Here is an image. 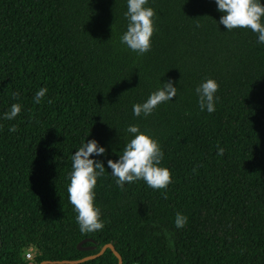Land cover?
Listing matches in <instances>:
<instances>
[{
    "label": "trees",
    "instance_id": "16d2710c",
    "mask_svg": "<svg viewBox=\"0 0 264 264\" xmlns=\"http://www.w3.org/2000/svg\"><path fill=\"white\" fill-rule=\"evenodd\" d=\"M148 6L151 48L137 55L120 43L126 0H0V114L22 104L0 120V264L76 260L109 243L122 264H264V44L217 24L214 0ZM159 78L175 82L176 97L133 116ZM208 78L219 85L212 113L195 92ZM40 87L48 91L37 104ZM131 124L157 139L171 182L121 189L97 157L104 227L81 233L67 193L72 152L95 138L116 160ZM85 238L91 248L78 249ZM117 263L107 248L76 264Z\"/></svg>",
    "mask_w": 264,
    "mask_h": 264
},
{
    "label": "clouds",
    "instance_id": "9594fccd",
    "mask_svg": "<svg viewBox=\"0 0 264 264\" xmlns=\"http://www.w3.org/2000/svg\"><path fill=\"white\" fill-rule=\"evenodd\" d=\"M214 3L216 10L221 13L217 24L223 25L226 31L249 29L257 34V42L264 44V0H214ZM148 4L149 0H126L124 18L127 24L120 43L137 55H143L151 48L156 12ZM160 78L159 86L146 100L132 105L133 116H148L158 105L170 102L176 97L178 87L174 86L175 82L171 79L161 82ZM218 87V82L213 78L205 79L196 87L201 111H215L216 102L219 100L216 94ZM47 91L46 87H40L34 93V102L39 104ZM21 110L22 104L12 103L7 111L0 114V120H14ZM9 131H16L15 124L9 126ZM126 131L131 134V138L116 160L107 158L105 146L100 145L95 138H86L72 152L67 193L68 201L76 212L75 219L81 233L99 231L104 227L101 209L95 203L94 188L106 168L104 160L97 157L106 158L107 168L110 169L108 173L115 178L116 185L121 189L136 180H143L153 189H164L171 182L170 170L161 166L163 151L153 134L141 131L135 124L129 125ZM223 153L224 148L217 145V155ZM186 222L187 217L177 212L175 226L182 228Z\"/></svg>",
    "mask_w": 264,
    "mask_h": 264
},
{
    "label": "water",
    "instance_id": "95a60500",
    "mask_svg": "<svg viewBox=\"0 0 264 264\" xmlns=\"http://www.w3.org/2000/svg\"><path fill=\"white\" fill-rule=\"evenodd\" d=\"M92 242L93 240L91 238H85L83 240H81L77 247L78 249L80 250H84V249H89L91 248V246H81L82 243L84 242ZM109 248L113 254L117 257L118 259V263L117 264H122V258H121V255L116 251V249L114 248V246L112 244H106L104 245L97 253L93 254V255H90V256H86L84 258H81V259H76V260H69V259H65V260H45V261H42L40 264H54V263H67V264H76V263H80V262H83L85 260H88V259H92V258H96L98 256H100L101 254L104 253V251Z\"/></svg>",
    "mask_w": 264,
    "mask_h": 264
},
{
    "label": "built area",
    "instance_id": "2783aa9c",
    "mask_svg": "<svg viewBox=\"0 0 264 264\" xmlns=\"http://www.w3.org/2000/svg\"><path fill=\"white\" fill-rule=\"evenodd\" d=\"M33 256V247L27 249L25 252H24V257L26 259H31Z\"/></svg>",
    "mask_w": 264,
    "mask_h": 264
}]
</instances>
